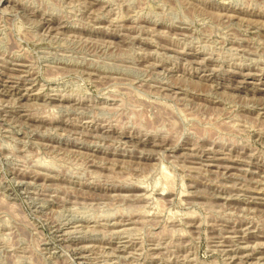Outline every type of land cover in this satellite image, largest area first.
I'll return each mask as SVG.
<instances>
[{"label":"rangeland","instance_id":"374dc122","mask_svg":"<svg viewBox=\"0 0 264 264\" xmlns=\"http://www.w3.org/2000/svg\"><path fill=\"white\" fill-rule=\"evenodd\" d=\"M0 264H264V0H0Z\"/></svg>","mask_w":264,"mask_h":264}]
</instances>
